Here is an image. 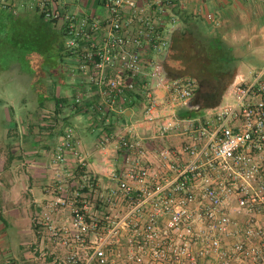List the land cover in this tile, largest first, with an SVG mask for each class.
Instances as JSON below:
<instances>
[{
  "label": "built area",
  "instance_id": "2783aa9c",
  "mask_svg": "<svg viewBox=\"0 0 264 264\" xmlns=\"http://www.w3.org/2000/svg\"><path fill=\"white\" fill-rule=\"evenodd\" d=\"M58 1L0 0L13 13L29 8L65 22L66 50L76 57L77 70L92 73L106 102L98 107L102 112L116 99L131 102L146 76L143 116L122 125L116 143L122 162L115 167V159L105 160V183L100 172L88 170L74 129L56 149L60 194L46 204L39 223L50 225L55 210L69 207L75 232L68 264H237L241 257L264 264V226L253 228L264 215V31L263 64L241 75L205 119H184L175 110L193 98L195 83L169 78L156 58L146 71L141 54L169 50L179 19L171 14L161 31L147 12L166 17L176 0H100L104 17L62 13ZM206 18L220 25L215 13ZM146 127L154 133L143 136ZM178 134L184 137L180 149L150 146ZM109 142L101 141L102 150ZM70 152L75 167L69 166ZM71 189L73 199L66 203ZM90 197L106 211L104 217L92 215ZM233 210L245 217L243 234L230 229L238 221ZM239 236L244 240L230 249L222 243Z\"/></svg>",
  "mask_w": 264,
  "mask_h": 264
},
{
  "label": "crops",
  "instance_id": "0c3cea01",
  "mask_svg": "<svg viewBox=\"0 0 264 264\" xmlns=\"http://www.w3.org/2000/svg\"><path fill=\"white\" fill-rule=\"evenodd\" d=\"M139 5H142L141 1ZM56 6L62 13L73 12L79 16L104 17L106 13L100 0H59ZM170 10L166 17L155 15L154 10L147 12L154 17L161 31L167 29L171 14L177 16L179 23L171 34L170 48L165 53L159 55L141 50L146 71L150 70V60L156 58L169 78H172L169 74H175L181 76L178 78L182 80L193 79L185 75V69H181V66H186L189 53L195 50L191 41L194 31L204 35L222 32L235 44L242 41L243 34L256 31V41L253 38L248 39L249 42L243 40L246 45L244 51H240V47L237 49L242 58L237 64L235 77L249 76L245 72H238V68L241 63L248 64L250 50H253L254 56H258V66L263 64L264 0H176ZM8 12L7 21L0 20L3 26H8L11 18L21 24L45 21L46 30L53 39L56 38L57 44L56 40L52 43L38 41L40 49L47 47L52 51H39L41 60L33 62L29 68H25L21 58L7 57V60H3L0 56V264H51L47 262H50V255L53 256L56 250L52 249L51 253L44 251L53 248V245L46 240L47 233L36 230L34 215H42L46 204L56 198L55 156L63 135L68 129H74L80 142L79 151L89 165L88 170L100 172L99 176L105 183V160L115 159V167L122 162L123 152L116 145L122 125L143 116L146 100L141 82L146 76L141 78L131 102L116 99L111 106L107 105L106 112H102L98 107L106 105V102L92 81V73L77 70L76 57L66 50L65 22L46 20L39 12L29 8H18L17 13ZM208 12L218 16L220 25L207 20ZM10 27L14 29L12 25ZM132 33L133 28L130 32L125 31L124 35ZM56 50L58 58L65 56L70 60L65 68L72 74L69 82L58 61L51 59L56 58ZM46 53L48 56L45 58ZM36 54L34 52L32 56ZM47 65L49 68L46 70L44 66ZM258 66L251 67L250 73ZM193 80L196 81L195 78ZM36 83L38 87H34ZM77 96L82 97L81 103L74 102ZM226 97L227 93H224L220 104L226 101ZM193 100L194 96L176 108L178 118L205 119L210 108L195 105ZM120 107L124 108L123 113L118 112ZM147 127L142 131L146 132L143 136L154 133V128L147 130ZM106 138L110 142L102 150L100 144ZM183 138L178 134L152 142L150 146L180 149ZM72 153L68 155L69 166L75 167L77 160ZM52 217L54 219L55 214ZM46 253H49L48 260L44 258ZM52 264H55L54 261Z\"/></svg>",
  "mask_w": 264,
  "mask_h": 264
},
{
  "label": "rangeland",
  "instance_id": "374dc122",
  "mask_svg": "<svg viewBox=\"0 0 264 264\" xmlns=\"http://www.w3.org/2000/svg\"><path fill=\"white\" fill-rule=\"evenodd\" d=\"M3 8V7H2ZM9 16V12L7 9L5 10H0V18L4 19L5 21H7ZM22 20V19H21ZM24 20V19H23ZM16 21H18L17 19H13L11 18L8 26H3V23H0V33L4 34L5 37V42H7V46L8 50L5 49L4 50V56H1V58L3 60H7V57L9 58H17L18 60L21 58V60L23 62H25L24 66L25 68H29L31 67V65L33 64V62H37L40 59V54L38 53L39 51L42 52H50L52 51L50 48H41L40 49V44H37V42H43V41H48L51 42L55 41V39L52 38V34L46 30L47 28V23H45V21H37V22H33V23H23L20 24L16 23ZM13 26L14 29H11V27L9 28V26ZM49 26V25H48ZM249 32V31H248ZM245 33L243 34V40H247V42H249L248 39H252L254 41H256V34L257 32L254 31V33ZM20 35V36H17ZM251 37V38H248ZM49 39H52L51 41ZM23 40V41H22ZM64 43V41L62 42ZM56 44H57V40H56ZM13 48H16L15 50H12ZM12 51V52H11ZM238 51V50H237ZM37 53L35 57L32 56V53ZM39 54V55H38ZM47 54V53H46ZM58 54V50H56V58H51L53 59L52 61L56 62L58 61V66L64 69V73L65 74V79L67 82H69L70 80H72V74L69 72V70H65V68H67L66 65L70 64V60L68 57L62 56L60 58H58L57 56ZM15 55V56H14ZM48 56L45 55V58ZM33 57V58H32ZM248 57V64L245 63H241L239 65L238 68V72H245L246 74L250 75V68L251 67H255L260 65V60L258 58V56H254L253 55V50H250V54ZM46 65V64H44ZM44 68L47 70L49 68V65L44 66ZM61 73V72H60ZM187 81V80H185ZM238 80L236 77H234V80L232 82V84L229 85L227 91L225 93H229V91L233 88L234 83H236ZM58 83V81L56 82ZM34 87H38V84L36 83ZM1 99V96H0ZM56 189V196H58L59 190ZM73 189L69 190V192L65 193V196L68 198L66 199V203H68L69 201H71L73 198L72 194H73ZM90 201H91V212L92 215L95 216V214L98 215V218L104 217V215L106 214V211L103 210V208L99 207L98 203L95 202L94 198L90 197ZM55 217L52 220V223L50 225H44L42 223H39V221L41 220V216L35 214L34 215V226L36 228V230L40 231V232H45V234L47 233L48 236V242L51 243V245H53V248H48L47 250H44L46 252H50L52 249H55L56 251H54L55 254L50 255V262L48 261L47 263H51L54 261L55 264H68V256L70 254L71 248H72V244H73V235L75 230H73V226L71 224V219H72V214L71 211L69 209V207H66V209H60V210H55ZM232 216H234V218H238L237 224L231 226V230H236V231H240V234H243L245 229H246V222H245V217L242 215L239 216V214L237 213V211L233 210L232 211ZM264 215L263 216H258V220L257 223L255 225L256 230L258 228H260L261 226H264ZM51 227L55 228L52 229ZM53 231L56 233V236L53 237L54 235H52ZM89 238H91L92 240L94 239V234H91L89 236ZM124 238H127V234L124 233ZM239 240H244L243 236H239L237 238H226L223 240V244L225 246H227L230 249V246H234V244L236 242H238ZM47 244V243H46ZM53 257V259H52ZM44 258L48 260L49 258V253H46ZM235 263L237 264H258L255 260H250L247 258H239V260H236Z\"/></svg>",
  "mask_w": 264,
  "mask_h": 264
},
{
  "label": "trees",
  "instance_id": "16d2710c",
  "mask_svg": "<svg viewBox=\"0 0 264 264\" xmlns=\"http://www.w3.org/2000/svg\"><path fill=\"white\" fill-rule=\"evenodd\" d=\"M3 9L0 7V10ZM0 20L4 22V19ZM191 41L195 50H191L186 66H181V69H185L186 76L196 80L190 79L196 86L193 104L214 108L220 104L222 96L234 80L237 64L242 58L237 49L240 47V51H244L245 41L235 44L229 36L225 38L222 32L204 35L197 31L191 33ZM8 47L4 34L0 33V56L5 54L4 50H8ZM169 76L173 79L181 77L175 74Z\"/></svg>",
  "mask_w": 264,
  "mask_h": 264
}]
</instances>
